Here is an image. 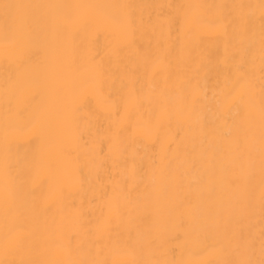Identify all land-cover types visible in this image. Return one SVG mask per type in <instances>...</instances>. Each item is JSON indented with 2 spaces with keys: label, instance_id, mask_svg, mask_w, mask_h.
<instances>
[{
  "label": "bare ground",
  "instance_id": "6f19581e",
  "mask_svg": "<svg viewBox=\"0 0 264 264\" xmlns=\"http://www.w3.org/2000/svg\"><path fill=\"white\" fill-rule=\"evenodd\" d=\"M0 264H264V0H0Z\"/></svg>",
  "mask_w": 264,
  "mask_h": 264
}]
</instances>
